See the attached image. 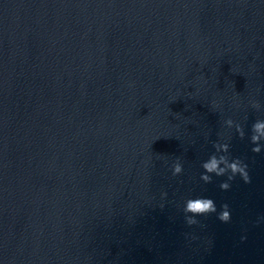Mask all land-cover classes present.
Instances as JSON below:
<instances>
[{"label": "water", "instance_id": "water-1", "mask_svg": "<svg viewBox=\"0 0 264 264\" xmlns=\"http://www.w3.org/2000/svg\"><path fill=\"white\" fill-rule=\"evenodd\" d=\"M257 122L264 0H0V264H264Z\"/></svg>", "mask_w": 264, "mask_h": 264}, {"label": "clouds", "instance_id": "clouds-1", "mask_svg": "<svg viewBox=\"0 0 264 264\" xmlns=\"http://www.w3.org/2000/svg\"><path fill=\"white\" fill-rule=\"evenodd\" d=\"M264 127V124L259 122L255 123L252 126V132L257 133L259 130ZM243 136V133H241ZM261 138L255 134L251 136V143L256 145L251 149L253 153H260ZM227 146H225V150ZM223 164L221 167L220 165ZM204 170L203 175H201L200 179L204 183L211 182V176L208 174H215V176L220 177L224 176L226 173H230L227 176V181H232L237 175L240 179L245 183L248 184L251 182V178L248 173V166L240 159H234L229 162L228 158L221 157L220 161H218L215 157H211L210 160L202 165ZM181 166L179 163H176L172 166V175L176 176L177 174L181 173ZM220 189L226 191L229 189L230 184L229 182H222L219 185ZM183 212L185 215V223L188 226H192L198 223L195 217L198 216H207L212 213L217 212L215 202L210 198H195V199H188L185 201ZM217 219L222 223H228L231 219L229 206L227 204L221 205V211L219 212ZM246 237H241V241L243 242Z\"/></svg>", "mask_w": 264, "mask_h": 264}]
</instances>
